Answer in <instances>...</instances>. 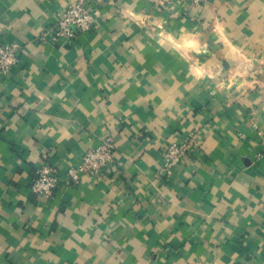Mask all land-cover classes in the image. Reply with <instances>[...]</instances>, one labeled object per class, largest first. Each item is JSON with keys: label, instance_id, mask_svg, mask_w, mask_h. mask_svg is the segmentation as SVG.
Returning a JSON list of instances; mask_svg holds the SVG:
<instances>
[{"label": "crops", "instance_id": "crops-1", "mask_svg": "<svg viewBox=\"0 0 264 264\" xmlns=\"http://www.w3.org/2000/svg\"><path fill=\"white\" fill-rule=\"evenodd\" d=\"M74 1L0 0V264H263L264 0H108L55 41ZM107 135L114 171L73 184Z\"/></svg>", "mask_w": 264, "mask_h": 264}, {"label": "built area", "instance_id": "built-area-1", "mask_svg": "<svg viewBox=\"0 0 264 264\" xmlns=\"http://www.w3.org/2000/svg\"><path fill=\"white\" fill-rule=\"evenodd\" d=\"M108 0H77L69 4L62 18L51 27L53 39L75 38L79 33L93 29L100 15V9L93 6H101ZM193 7H200L206 0H184ZM158 9H167L173 0H154ZM19 43H0V74L7 75L13 71L19 63ZM261 152L264 154V139L261 141ZM187 154L185 146L171 144L165 150L167 167L169 172L176 164L180 163ZM115 141L112 135L105 136L100 144L87 150L78 165L71 166L66 171L67 178L78 184L83 176L103 177L110 174L115 161ZM60 179L57 171L50 166H43L37 171V177L32 181L33 193L50 198L59 186ZM264 264V263H263Z\"/></svg>", "mask_w": 264, "mask_h": 264}]
</instances>
